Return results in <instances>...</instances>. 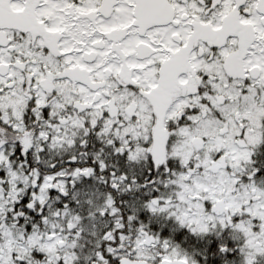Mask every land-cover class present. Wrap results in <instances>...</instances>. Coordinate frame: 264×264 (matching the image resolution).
I'll return each instance as SVG.
<instances>
[{
    "label": "snow or ice",
    "instance_id": "obj_1",
    "mask_svg": "<svg viewBox=\"0 0 264 264\" xmlns=\"http://www.w3.org/2000/svg\"><path fill=\"white\" fill-rule=\"evenodd\" d=\"M0 264H264V0H0Z\"/></svg>",
    "mask_w": 264,
    "mask_h": 264
}]
</instances>
